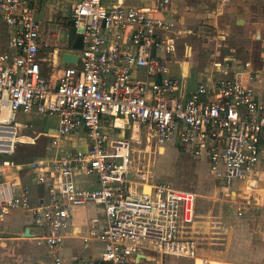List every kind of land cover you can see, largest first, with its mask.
Returning <instances> with one entry per match:
<instances>
[{
    "label": "built area",
    "instance_id": "built-area-1",
    "mask_svg": "<svg viewBox=\"0 0 264 264\" xmlns=\"http://www.w3.org/2000/svg\"><path fill=\"white\" fill-rule=\"evenodd\" d=\"M46 1L0 0V23L7 30L0 52V158L42 136L26 135L19 115L55 122L56 133L43 134L55 152L62 138L79 131L88 143L83 151L52 159L0 161V224L11 212L28 214L41 230L29 239L47 255L33 264H64L57 249L69 236L70 212L95 204L102 208V222L89 219L81 239L85 247L102 244L99 260L68 264H139L150 252L211 264L199 259L195 241L186 235L196 195L164 184H147L148 193L144 185L138 189L130 179V139L114 138L105 124L122 119L145 127L158 148L204 158L214 180L227 188L264 168V95L225 78L199 85L186 97L179 94L181 82L168 74L166 59L176 50L174 22L154 16L170 0L148 8L114 0L70 5L67 23L81 38L80 56L51 82L42 74L41 50L61 47L65 27L41 26L38 11ZM24 169L35 186L46 188V196L34 200L30 188L12 178ZM77 172L95 176L97 188H79Z\"/></svg>",
    "mask_w": 264,
    "mask_h": 264
},
{
    "label": "crops",
    "instance_id": "crops-1",
    "mask_svg": "<svg viewBox=\"0 0 264 264\" xmlns=\"http://www.w3.org/2000/svg\"><path fill=\"white\" fill-rule=\"evenodd\" d=\"M78 1L79 0H48L40 5V9L38 11V21L41 23V26L43 28H54L56 25H63L65 28H68L69 23H67V17L69 14V7L70 5ZM155 1L156 0H114V4L122 6H132L137 8H148L151 7ZM210 1H215V10L214 6L211 9L205 8V4H207L209 8L211 7ZM258 3V0H170L169 5L163 12L154 14V16L156 17L171 20L174 22V28L176 29L174 33L173 28L171 36L173 37L176 50L166 59L169 68L168 74L170 75V77L181 82L182 87L179 90V94L182 97H186L190 92L196 90L199 85H211L210 80L218 78L238 80L244 85L251 87L259 97L264 95V70L252 67L250 61L248 60V57L246 58L247 53H245L244 49H242V46H244V48L247 47L246 50L248 51V46L251 47V44L254 43H256L257 45L258 40L256 39L258 38L259 34L264 37V12L261 11V7ZM202 12L205 13L202 14ZM213 12L214 14L216 13L215 18L211 23L214 28L218 30L221 29L219 27H221L222 25H217L219 24V17H225L226 19L223 20V22L226 24H230L228 26L230 27V29H228V35L230 36V38H226V36L216 37V43L226 40L224 46H227L229 48L228 53L225 54L226 61L222 64V66L219 67L217 66L220 62L216 57L218 53L213 54L214 56L212 55L211 58L207 60H205L204 58L196 59L193 56L190 57L191 53L196 52L193 48H191V46H187L185 44L180 54L176 46V39L179 38V36L180 38L184 36L185 29L190 30L191 28V26H187L190 23V21H188V18L195 17L197 14H202L204 22H207V17L212 16L211 14H213ZM206 24L207 23H205V26L203 28L207 29L209 27H206ZM5 32L7 34L6 29ZM66 44L61 45V47L59 48L54 47L46 50H41L42 52L40 56H42L43 59L41 64L42 74L51 82H55V80L61 74L60 71L68 65L67 64L61 66L60 64L61 52L69 51V48H67ZM70 52L72 51L70 50ZM77 52H79V50H77ZM46 53L50 54V60L46 59L43 56V54ZM188 68L193 70L192 79H190L188 76ZM19 120L22 123L26 124V131H30L34 128L41 129V131H39L34 136H39V134H41L43 137V134H49L52 133L53 130H55V122L53 121L54 126H49L47 125L48 120L45 118H40L34 115H19ZM115 121L116 120L111 119L109 120V122H106V133L115 136L125 135L126 139H130V142L133 139L136 140L140 137V130L141 132H146L149 136H151L145 127L138 126L137 124H127L125 120L117 119V121L122 122V128H118ZM123 130L125 131L124 133ZM33 133L35 132L33 131ZM44 139L45 141L47 140L46 138ZM87 143L88 141L86 139L85 133L83 131H79L62 138L57 152H55V150L51 148L48 142H46L41 156L35 157L33 158V160H40V158L52 159L55 156H64L68 152L75 150L83 151L85 150ZM169 148L170 146H165L162 147V150ZM177 150L182 152L179 149ZM184 154L193 157L187 153ZM193 158L203 161L207 165L206 167L209 172L208 163L204 158ZM32 175L33 174L28 171L27 174L22 175L21 173H19V177L17 175H13L12 178H16L22 185L28 186L32 192V198L36 200L37 198L46 196L47 190L43 186H35L34 178L32 177ZM210 176L222 191L226 193L230 192L231 194H238L239 190L243 192H246L248 189L250 190V187L252 185H257L258 187L262 186V183H264V168L258 167V169L249 174L245 179L237 180L227 188L221 187V184L216 182L212 175ZM131 181L134 182L132 179ZM75 182L81 189H94L97 188L98 185L97 178L95 176H85L80 172H77ZM53 183H55V180ZM147 184L148 183L144 184V186H147ZM147 191H149V189H147ZM195 195L196 197L193 202V221L186 228V235H188V237H191L195 241L199 259H206L211 262L212 260L216 259H210L202 254V249H199V244L197 242L198 238L195 237V235L198 233V222L196 221V218L199 217L196 214L195 210V201L197 198V194ZM91 218H98L100 222H102L103 215L102 208L100 206L95 204H88L83 207L75 208L70 212L68 220L70 226V229L68 231L69 236L57 249V255L64 260V264H68L69 262H73L80 258L91 261L99 260V255L103 248L102 244L98 242H92L88 247H85L81 239V237L87 232V229L89 227L88 221ZM13 228H18L20 230L18 234L19 236L14 239H24L31 244L34 243L36 250H33V262L45 261L47 259V255L41 244H38L37 241H34L32 239L30 240L29 238L24 237V232L26 229H29L30 235L31 233L39 235L41 231L31 225V220L28 214L23 212H11L6 215L2 223L0 224V234H4L7 229L13 230ZM0 239H3V237L0 236ZM1 244L4 245V243ZM92 246H96V249H94ZM166 257L169 256H159L155 253L150 252L149 255L145 256L146 259L144 260V262L140 261L139 264H173V262L165 260ZM187 260L191 262V264L198 263V260ZM219 260L241 264L230 257H228V259L226 260H223L222 258H220ZM216 262H218V259Z\"/></svg>",
    "mask_w": 264,
    "mask_h": 264
},
{
    "label": "rangeland",
    "instance_id": "rangeland-1",
    "mask_svg": "<svg viewBox=\"0 0 264 264\" xmlns=\"http://www.w3.org/2000/svg\"><path fill=\"white\" fill-rule=\"evenodd\" d=\"M210 3V8L205 4L206 9H211L216 5L215 1H210ZM202 14L188 18L190 23L187 26H191V31L185 29L184 36L176 39L179 54L186 44L196 51L193 55L196 59L207 60L217 53L224 57L229 51V48L224 46L226 40L216 43V37L230 38L228 35L230 24L223 22L225 17H219L217 25L222 26L218 30L211 24L216 13L213 12L212 16H208L207 22H204ZM205 23L209 28H203ZM67 34V28L61 30L59 40L61 45L66 44ZM6 41L7 34L0 23V52L4 50ZM254 44H251V47L248 46V51L251 48L250 52L246 50L247 47L242 46V49L245 53L252 54ZM218 55L216 57L221 58ZM43 56L48 60L51 58L47 53ZM53 124L52 120L47 121V125L54 126ZM116 125L122 128V122L116 120ZM39 131H41L40 128H34L25 131V134L33 137ZM139 136L130 143L131 179L137 182L138 189L146 183L164 184L197 194L195 210L199 217L196 218L198 233L195 237L198 238L197 242L199 249H202V254L210 259H216L212 260L211 264H235L219 260L220 258L226 260L228 257L241 264H264V183L260 187L252 185L246 192L239 190L238 194L226 193L213 181L203 161L190 157L171 146L169 149L162 150L154 144L151 136L141 130ZM46 142L47 140L45 141L41 136L35 145L19 144L14 156H1L0 161L27 164L33 158L41 156ZM27 172L28 169H24L20 173L23 175ZM19 232L18 228H13V230L7 229L4 234H0L3 237L0 239V264L34 263L33 250H36V247L34 243L31 244L24 239H14L19 236ZM92 247L96 249V246ZM217 259L218 262H216ZM165 260L173 264H191L183 258L166 257Z\"/></svg>",
    "mask_w": 264,
    "mask_h": 264
},
{
    "label": "water",
    "instance_id": "water-1",
    "mask_svg": "<svg viewBox=\"0 0 264 264\" xmlns=\"http://www.w3.org/2000/svg\"><path fill=\"white\" fill-rule=\"evenodd\" d=\"M68 34H67V48H69V51H62L60 54V64L63 65H71L76 66L77 61L79 58V48H81V38L75 36V30L72 26H69L68 28ZM70 50L73 52H70ZM188 76L190 79L193 78V70L188 68ZM55 130H53L52 134H55ZM24 237L29 238L31 235L29 234V229H26L24 232Z\"/></svg>",
    "mask_w": 264,
    "mask_h": 264
},
{
    "label": "flooded vegetation",
    "instance_id": "flooded-vegetation-1",
    "mask_svg": "<svg viewBox=\"0 0 264 264\" xmlns=\"http://www.w3.org/2000/svg\"><path fill=\"white\" fill-rule=\"evenodd\" d=\"M246 1H251V0H246ZM258 1H259V3H258L259 6L261 7V11L264 12V0H258ZM256 40H258V43H257V45H256V43L254 44L253 53L252 54L247 53L246 58L248 57V60L250 61L252 67H256L258 69L264 70V37H262V35L259 34V36ZM250 51H251V48L249 49L248 52H250ZM193 55H194V53H191L190 57H192ZM218 57H221V58H217L218 61L220 62V63H218L217 67L222 66V64L226 61L225 56L223 57L221 55H218Z\"/></svg>",
    "mask_w": 264,
    "mask_h": 264
},
{
    "label": "bare ground",
    "instance_id": "bare-ground-1",
    "mask_svg": "<svg viewBox=\"0 0 264 264\" xmlns=\"http://www.w3.org/2000/svg\"><path fill=\"white\" fill-rule=\"evenodd\" d=\"M116 122V121H115ZM125 131L123 130V133H124ZM115 138H117V139H126V137H125V135H119V136H115ZM11 177H9V178H7L8 180L10 179ZM147 189H149V187L148 186H144V188H143V191L144 192H146V193H148L149 191H147ZM148 259V258H147Z\"/></svg>",
    "mask_w": 264,
    "mask_h": 264
},
{
    "label": "trees",
    "instance_id": "trees-1",
    "mask_svg": "<svg viewBox=\"0 0 264 264\" xmlns=\"http://www.w3.org/2000/svg\"><path fill=\"white\" fill-rule=\"evenodd\" d=\"M68 26H69V24H68Z\"/></svg>",
    "mask_w": 264,
    "mask_h": 264
}]
</instances>
